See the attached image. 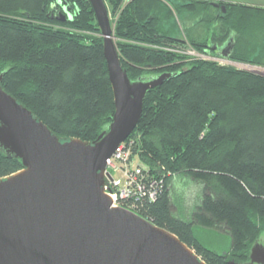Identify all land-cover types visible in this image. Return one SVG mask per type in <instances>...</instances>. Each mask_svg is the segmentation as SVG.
<instances>
[{
  "label": "trees",
  "instance_id": "16d2710c",
  "mask_svg": "<svg viewBox=\"0 0 264 264\" xmlns=\"http://www.w3.org/2000/svg\"><path fill=\"white\" fill-rule=\"evenodd\" d=\"M54 1L0 0L1 86L61 140L91 141L115 110L102 36L89 0H67L73 16L63 21ZM104 1L120 10L113 36L130 80L170 74L146 91L127 137H138L141 159L163 180L155 201L136 202L139 214L177 235L206 264H250L253 243L264 244V75L185 49L216 57L205 44L230 42L229 60L264 67V7ZM21 167L20 158L0 149V178ZM183 176L199 182L201 192L192 213L176 214L169 185ZM199 228H226L229 248L206 247Z\"/></svg>",
  "mask_w": 264,
  "mask_h": 264
},
{
  "label": "water",
  "instance_id": "95a60500",
  "mask_svg": "<svg viewBox=\"0 0 264 264\" xmlns=\"http://www.w3.org/2000/svg\"><path fill=\"white\" fill-rule=\"evenodd\" d=\"M210 1L264 7V0ZM89 2L115 106L107 129L95 139L61 140L2 88L0 74V149L23 166L0 178V264H206L174 233L111 206L104 189L106 159L135 128L146 91L170 74L131 81L120 63L105 1ZM231 47L215 58L264 75L249 68L255 65L229 60ZM249 263L264 264L262 242L251 246Z\"/></svg>",
  "mask_w": 264,
  "mask_h": 264
},
{
  "label": "built area",
  "instance_id": "2783aa9c",
  "mask_svg": "<svg viewBox=\"0 0 264 264\" xmlns=\"http://www.w3.org/2000/svg\"><path fill=\"white\" fill-rule=\"evenodd\" d=\"M137 138L121 141L106 159L104 189L111 206L124 207L139 214L136 202L143 199L155 201L163 189V180L157 178L141 159Z\"/></svg>",
  "mask_w": 264,
  "mask_h": 264
},
{
  "label": "rangeland",
  "instance_id": "374dc122",
  "mask_svg": "<svg viewBox=\"0 0 264 264\" xmlns=\"http://www.w3.org/2000/svg\"><path fill=\"white\" fill-rule=\"evenodd\" d=\"M128 0H124L122 6L127 2ZM106 4V2H105ZM107 7V5H106ZM108 16L112 27V35H113V29L115 25V21L118 17L119 9L114 12H112L108 7ZM99 28V27H98ZM198 32H202L201 28L197 29ZM114 42L115 37L113 36ZM185 53L188 55L195 57V58H206V59H213L217 60L220 63H229L228 60H220L216 59L214 56H210L208 54H199L189 46L185 49ZM230 64V63H229ZM245 66V65H243ZM248 67V66H247ZM250 68V67H249ZM258 68V67H257ZM264 68V67H263ZM255 70V69H254ZM264 74V73H263ZM114 175H117L115 173ZM170 193L174 197L176 206L172 205L173 210H176V214H182L183 209L186 212L192 213L193 211V204L195 198L200 194L201 192V184L193 179L187 178L185 176L183 177H174L173 181L169 185ZM197 237L198 239L205 244L206 247L215 250L217 252H223L227 250L230 246V235L227 233L226 228L220 229V230H203L199 228L197 230Z\"/></svg>",
  "mask_w": 264,
  "mask_h": 264
},
{
  "label": "flooded vegetation",
  "instance_id": "af4514ba",
  "mask_svg": "<svg viewBox=\"0 0 264 264\" xmlns=\"http://www.w3.org/2000/svg\"><path fill=\"white\" fill-rule=\"evenodd\" d=\"M210 3H211V1H210ZM213 6H215V5H213ZM53 7L55 8L56 12L58 13V17L59 16L61 17V15H60L61 12L64 13L65 19L73 16V10H72V8H71V6L67 0H55ZM215 7H217V6H215ZM229 44H230V42H225L222 45L211 44L210 42H208L207 44H205V47H210L212 50L217 52V51L225 50Z\"/></svg>",
  "mask_w": 264,
  "mask_h": 264
},
{
  "label": "bare ground",
  "instance_id": "6f19581e",
  "mask_svg": "<svg viewBox=\"0 0 264 264\" xmlns=\"http://www.w3.org/2000/svg\"><path fill=\"white\" fill-rule=\"evenodd\" d=\"M63 21V20H62ZM245 67H247V65H245ZM251 69H255L256 71H259V72H262V73H264V69L263 68H260V67H255V66H253V67H250Z\"/></svg>",
  "mask_w": 264,
  "mask_h": 264
}]
</instances>
